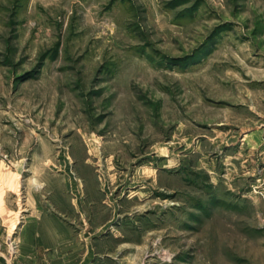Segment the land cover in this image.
Instances as JSON below:
<instances>
[{
	"label": "rangeland",
	"instance_id": "374dc122",
	"mask_svg": "<svg viewBox=\"0 0 264 264\" xmlns=\"http://www.w3.org/2000/svg\"><path fill=\"white\" fill-rule=\"evenodd\" d=\"M35 210L88 264H264V0H0V264Z\"/></svg>",
	"mask_w": 264,
	"mask_h": 264
},
{
	"label": "crops",
	"instance_id": "0c3cea01",
	"mask_svg": "<svg viewBox=\"0 0 264 264\" xmlns=\"http://www.w3.org/2000/svg\"><path fill=\"white\" fill-rule=\"evenodd\" d=\"M42 210L22 226V264H88L90 255L72 240L70 231Z\"/></svg>",
	"mask_w": 264,
	"mask_h": 264
}]
</instances>
